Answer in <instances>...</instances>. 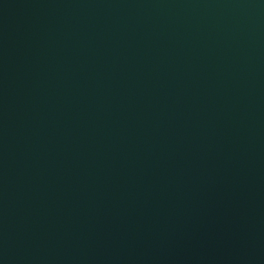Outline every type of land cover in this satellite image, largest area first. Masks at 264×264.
I'll return each instance as SVG.
<instances>
[{
  "label": "water",
  "instance_id": "95a60500",
  "mask_svg": "<svg viewBox=\"0 0 264 264\" xmlns=\"http://www.w3.org/2000/svg\"><path fill=\"white\" fill-rule=\"evenodd\" d=\"M0 264H264V0H0Z\"/></svg>",
  "mask_w": 264,
  "mask_h": 264
}]
</instances>
